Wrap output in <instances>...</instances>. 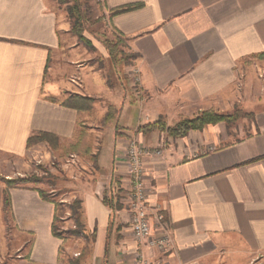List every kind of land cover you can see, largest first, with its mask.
Masks as SVG:
<instances>
[{"label":"crops","instance_id":"0c3cea01","mask_svg":"<svg viewBox=\"0 0 264 264\" xmlns=\"http://www.w3.org/2000/svg\"><path fill=\"white\" fill-rule=\"evenodd\" d=\"M131 4L142 7L106 22L137 56L125 69L138 72L145 98L118 96L98 73L76 67L80 43L60 39L52 0H0V154L24 158L32 133L69 144L88 112L65 107L67 99L108 101L116 111L105 124L107 109L99 116L102 182L77 190L86 231L94 234L89 264H134L139 254L148 264L264 262V0H101L107 16ZM94 39L91 52L108 59ZM237 105L250 114L240 130L217 124L176 139L137 132L159 118L172 126L202 110ZM132 139L163 149L144 161V170L149 201L162 210L173 238L168 253L139 247L129 231L124 151ZM105 192L120 199V210L102 204ZM54 209L32 187L0 182V264H60Z\"/></svg>","mask_w":264,"mask_h":264},{"label":"rangeland","instance_id":"374dc122","mask_svg":"<svg viewBox=\"0 0 264 264\" xmlns=\"http://www.w3.org/2000/svg\"><path fill=\"white\" fill-rule=\"evenodd\" d=\"M52 6L56 9L59 16L58 33L60 39L65 41L64 38L67 36L68 42L77 43L78 41L75 36L70 33L67 35L64 32V29L70 30V23L65 12L66 5L60 4L58 0H52ZM88 6L93 21L99 17L104 16V18L90 25L83 36L88 39L92 45L96 44L94 38L100 37L101 35H106L108 38H111V30H109L106 22L108 16L103 13L101 0H89ZM90 32L96 36L91 35ZM123 41L126 45L123 51L129 54L127 39H123ZM75 50H77L75 51V55H81L82 60L79 61L80 64L76 65V67L81 65V67L86 69H92V73H98L106 85H112L113 92H117L118 96L119 94H123L125 98H132V96L136 94L139 98H145L142 94L140 78L136 70L129 72V69H125V67L117 72L115 70H109L111 68L108 59H102L98 53L91 52V50L82 44L76 45ZM88 57L91 58L90 61H88ZM132 62L127 65V67H129ZM96 79L97 78L94 77L93 81ZM75 81L76 84H82L79 75L75 76ZM95 82L96 81H94V83ZM108 103L109 102L105 100H95L86 117L88 119H83V117L79 119L80 127L85 134L81 140V144H79L76 150L70 149L69 145L77 142L79 129H77L74 140L71 143H63L64 146L61 145L60 148L56 150L51 149L46 143L40 142L35 145H30L27 148L28 153L22 159H14L0 154V178L6 180H28V183L20 187H32L38 194L42 193L50 202L61 204L58 207L57 215L59 220L56 221V226L62 231L74 229L73 222L70 219L68 205L75 199H79L77 190L84 188V186H92L94 182H102L101 177L103 175L100 174L98 170L97 156L98 150H100L104 141L105 130L102 129L103 127L99 116L102 115L100 112H104V110L107 109ZM134 112L137 114L136 109ZM200 112L234 115L237 119L232 124L227 125L220 123L224 124L228 130L232 131L246 128L250 120V114L245 109L241 108L240 105L228 111L210 109ZM165 136L167 135L165 134ZM0 182L6 186L2 180H0ZM66 237V241H61L60 264H89L88 251L92 242V237L90 233L86 231V228L84 234L80 236L66 235ZM250 259L251 261L245 264H264L262 259L258 260V258L254 259L253 257Z\"/></svg>","mask_w":264,"mask_h":264},{"label":"trees","instance_id":"16d2710c","mask_svg":"<svg viewBox=\"0 0 264 264\" xmlns=\"http://www.w3.org/2000/svg\"><path fill=\"white\" fill-rule=\"evenodd\" d=\"M88 1L89 0H58L60 4L66 5L65 12L70 23V33L77 38L78 43L92 51L94 50L92 43L86 39L83 34L87 31V28L90 25L94 24L96 21L102 20L104 16L93 21L91 11L88 6ZM141 7V4H131L112 9L108 13V19L111 20L117 15L132 12L140 9ZM90 34L96 36L91 32ZM110 35L111 38H108L106 35H101L100 37L96 38L101 42L107 52L108 62L111 70H115L117 72L118 70H121L129 65L133 60L136 59L137 56L135 54L124 53L123 48L126 47V45L124 44L123 39L126 38H124V36H122V34H120L116 29L112 28ZM94 102L95 99L93 98L74 95L70 96L63 105L65 107L75 109L78 113H86L90 112ZM115 111L116 110L112 107L107 109V112L103 118L104 124L112 119ZM236 119L237 118L234 117V115L217 114L214 112H199L192 118L182 119L173 126H167L164 119L159 118L156 122L139 126L137 128V132L141 134H148L153 131H158L162 134H166L170 138L176 139L185 137L190 131H201L207 126H215L220 123L229 125L235 122ZM77 127L79 128L77 142L69 145V148L72 150H76L78 148L85 134V132L82 131L80 124H77ZM40 142L46 143L51 149L54 150L59 149L60 146L63 145L62 141L55 136L45 133H32L27 139L26 148H28L30 145H35ZM0 180L6 184L7 188L22 186L28 183V180L20 179L6 180L4 178H0ZM39 194L43 200L49 201L48 198H46L42 193ZM101 202L104 206L112 211L120 210L122 208L120 199L117 196H108L106 192L101 196ZM8 205V198L6 195L4 196V211H7ZM59 205L61 204H54L55 212L51 225L52 235L64 242L67 240L66 235L80 236L81 234H84L85 223L82 217V201L80 199H75L70 205H68L70 219L72 220L74 226L73 230L62 231L56 226V221L59 220L57 215ZM91 237L93 241L94 234H91Z\"/></svg>","mask_w":264,"mask_h":264},{"label":"built area","instance_id":"2783aa9c","mask_svg":"<svg viewBox=\"0 0 264 264\" xmlns=\"http://www.w3.org/2000/svg\"><path fill=\"white\" fill-rule=\"evenodd\" d=\"M162 152V146L154 148L142 145L134 139L128 141L124 151L129 178L126 209L129 212L128 227L134 242L139 247L168 253L174 249L173 238L165 225L162 210L151 205L149 201L152 192L144 170V161L159 157ZM134 264L148 263L139 254Z\"/></svg>","mask_w":264,"mask_h":264}]
</instances>
